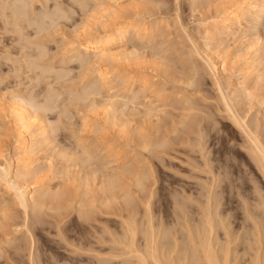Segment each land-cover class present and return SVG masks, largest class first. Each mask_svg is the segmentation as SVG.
I'll return each instance as SVG.
<instances>
[{
	"label": "rangeland",
	"instance_id": "obj_1",
	"mask_svg": "<svg viewBox=\"0 0 264 264\" xmlns=\"http://www.w3.org/2000/svg\"><path fill=\"white\" fill-rule=\"evenodd\" d=\"M57 1L0 0V164L3 162L2 165H6L11 157L12 163H9L12 166V176L21 175L24 171L26 176L23 173L18 176L22 177L20 184L22 183L23 187L28 186V189L26 187L24 189L30 192L27 191L29 197L30 194L39 195L40 199L37 197V200H41L37 209L35 203L30 201V207L26 212L16 202L14 191L9 189L8 193V189H5L0 182V188L5 189L4 192L0 190L2 207L0 213L4 212L3 216L0 214V264H135L133 259L119 257L122 246L115 243L117 234L121 235L122 232L120 217L122 214L127 215L126 199L122 198L130 192L127 197L131 198L129 201L132 207L137 208H133L135 219L138 222L146 221H144L146 215L143 207L146 201L151 200L150 209L156 226H161L163 230L169 229L172 238L175 239L172 241L177 240L179 243L183 242L184 235L189 231L185 225L189 223L194 227L204 221V210L211 204L210 200L213 201L209 210L212 211L218 224L217 241L219 240L222 245L221 248L216 246L219 255L223 257L229 251L231 264H255L254 261L259 254L263 259L260 264H264V175L256 164L254 155L256 147H253L255 143L253 144L252 141L256 129L254 133L257 132L260 136L256 135L263 141L258 138L264 149V58H262L264 50L261 51L264 49V15L259 13L264 11V0L126 1L125 5L137 6L136 10H141L142 13L147 9L143 15L134 12L129 14L133 17L135 15L138 20L143 18L142 23L150 27L152 33L149 32L146 42L142 40L143 43L133 35L134 38L132 37L133 40L129 42L128 48L122 51L127 53L125 56L127 58L123 59L130 61L132 58L134 61L125 63L121 58L122 63L118 62V65L114 63L102 66L103 71L113 80L110 86L111 94H119L116 103L114 102L115 110L112 104L109 106L110 109L107 108L110 95L106 91L105 94L103 92V95L101 94L102 97H108H105L106 107L100 102L104 98L100 100L101 96L99 98L96 95L95 97L98 98L96 100L94 95H90L98 82L93 80L95 66L90 70V64L83 58L73 61L76 54L71 44L73 35L76 34L74 30L78 34L82 30L95 29L96 32L93 31L95 34L91 33V30L90 35L94 34L93 36L97 37L103 35V31L113 28L114 21L104 24L106 22V17L103 18L104 14L100 12L97 14L99 9L97 10L91 3L88 4L89 6L86 5L84 0H79L80 5L73 6H63L60 4L61 0L59 4ZM86 6L88 7L85 8ZM21 7L22 9L25 7L23 11L28 13L25 17L20 15ZM63 10L65 14L63 18L57 19L52 16L54 13L59 15ZM234 10L244 14L241 30L236 26L232 29L233 33H228L227 36L221 35L224 27L221 23L223 12H234ZM130 15L117 22L126 18L135 20ZM258 15L263 18L260 19L261 23L257 21ZM102 26L108 28L103 30ZM253 27L255 28L252 29ZM39 47L43 53L40 52ZM127 51H130V55ZM211 64H214L212 68H216L211 69L217 70L215 75L214 71L212 73L209 69ZM224 65L226 71L223 69ZM36 70L38 74H34ZM122 76L135 77V85L138 88L140 87L138 81L145 78L149 80L148 83L153 90L144 92L134 87L135 91L139 92L138 97L134 100L128 99V101L127 98L124 100L126 84H123ZM260 77H263L261 81ZM216 78L221 81H217ZM85 89L89 92L86 93ZM142 91L143 94H140ZM85 94L89 95V98L86 97L89 101H85L87 100ZM51 95L57 98L53 100ZM78 96L85 99H77ZM129 96L133 97L132 93ZM226 96L230 98L227 101ZM42 97L47 99L43 101ZM137 99L138 103L135 102ZM20 100L27 102L23 108L32 114L28 112V115L32 117L34 115L35 118L31 121L30 132L33 136L40 135L33 149V159H36V163L31 175L24 169H18L22 144L12 111L23 105L20 104ZM154 100L155 104L149 109L156 111L159 108V110L157 114L154 112L157 117L153 119L152 111L150 112L152 115L148 116L147 106ZM155 105L156 107L153 108ZM229 105L236 109L234 107L230 109ZM232 109L237 110L235 112L239 114L235 116ZM229 112L240 118L241 122L244 118L245 122L250 123L248 127L251 128L246 127L247 130L244 131L242 127L236 125L238 119ZM112 114H116L115 117ZM229 114L232 115V120ZM82 118H85L84 121ZM42 126L47 127L37 132L36 129ZM120 126L125 127L126 130ZM246 131L249 133L247 134ZM45 132L48 138L44 135ZM42 142L45 144L43 145ZM106 145H111L115 152L101 151ZM85 149H90L93 156L98 155L94 156L92 165L84 154ZM99 159L103 160L104 165L110 164L104 167ZM123 165L128 166L127 168L131 167L130 169L142 178L145 190L136 186L137 178L134 176H125L124 186L122 184L124 187L122 190H125L119 191V196L117 190L113 192L114 195L116 194L114 196L106 188H101L100 174L94 175L95 171L99 168L109 176L116 175L117 168ZM96 176L100 178V182ZM89 178L95 181L89 183ZM22 180L26 183L23 184ZM93 182L96 183V187L93 186ZM83 186L87 193L82 190ZM98 190L101 192L99 193ZM53 193L61 197L59 202L52 199ZM108 193L109 203L106 202L109 199ZM42 194L45 195L43 198ZM150 194H152L151 198H147ZM209 194L213 195H211L213 200L208 196ZM117 197H120L118 201ZM104 198L106 203H103ZM12 199H15V204ZM42 201L45 208L42 207ZM57 206L61 208L59 211ZM78 208L81 210L78 211ZM82 210L84 212L80 213ZM89 210L90 213L93 212L91 215ZM86 212L89 217L84 219ZM26 213L29 214L26 216ZM88 219L90 220L87 221ZM31 228L37 230L33 229L34 232ZM177 252L172 254L176 260L179 257ZM188 263V261L183 262V264Z\"/></svg>",
	"mask_w": 264,
	"mask_h": 264
},
{
	"label": "bare ground",
	"instance_id": "obj_2",
	"mask_svg": "<svg viewBox=\"0 0 264 264\" xmlns=\"http://www.w3.org/2000/svg\"><path fill=\"white\" fill-rule=\"evenodd\" d=\"M85 2H86V5H88L89 3H91V4H93L96 8H97V10H98V13L97 14H99V12L100 13H102V15H103V18H105L106 17V22H104V24H107V22H113L114 21V27L112 28H109L110 30H108V31H103L102 33H104L103 35H101L100 33V35L99 36H93L94 34H95V32H96V30L94 29V30H92V32H91V30L89 29V31L86 29V30H82L81 31V33H78L77 34V31H75L74 30V32H76V34L75 35H73V40H71L72 42H71V44H72V50L75 52V54H76V56L74 57V59L75 60H73V61H77L78 59H85V61H86V59H87V62H88V64H90L89 66H90V70H92L93 68H94V66H95V69H93L94 71H95V73H94V76H93V80H96V81H98V82H96V81H94V82H96L97 84L95 85V84H93V85H95L94 87H93V90H92V92H91V96H93L94 95V97L97 95V97H99L100 98V96H101V98H100V100L102 99V98H104V100L102 99L100 102H101V105L103 106V107H106L105 105H107V108H109V106H111V104H112V107L114 108V110H115V106H116V102H115V100H117L119 97H118V95H114V94H111V88H110V86L113 84V80L109 77V74H107V73H105L104 71H103V69H102V66L103 65H105V64H117L118 62L120 63L121 61H122V59L123 58H127V57H125V56H127L124 52L122 53V51L123 50H126V48H128V45H129V42H131L133 39H132V37H133V35L136 37V38H138L139 40H144V42H146L145 41V39H147L148 38V36H149V32L151 31V30H149V28L147 27V25L144 23H142V20H143V18H142V20H141V18H139L140 20H138V19H136L135 18V15H134V17H133V15H130L129 13H132V12H134L135 14H141L142 13V11L140 10V11H138V10H136V8H137V6L135 7H133V6H127V5H125V3H126V1H133V0H84ZM58 2V4H59V0L57 1ZM81 1H79V0H61V3L60 4H63V6L64 5H66V6H68V5H70V6H73V5H80L81 3H80ZM83 2V1H82ZM84 2V3H85ZM83 3V4H84ZM264 3V2H263ZM264 5V4H263ZM27 6V5H26ZM69 6V7H70ZM81 6H85V5H81ZM89 6V5H88ZM88 6H86L85 8H87ZM59 7H61V5L60 6H58V9H59ZM68 7V8H69ZM94 7V10L96 9ZM7 8V7H6ZM11 8V7H10ZM9 8V9H10ZM25 8V7H24ZM23 8V9H24ZM140 8V7H139ZM262 8V7H261ZM23 9H22V7H21V12H20V15H24V16H22V17H25L26 16V14H28V13H26V12H24L23 11ZM82 9H84L83 7H82ZM138 9V8H137ZM140 9H142V8H140ZM259 9V8H258ZM264 9V8H263ZM20 10V9H19ZM19 10H16V11H18L19 12ZM62 10V9H61ZM73 10V9H72ZM93 10V11H94ZM97 10H96V12H97ZM256 11H257V9H255ZM259 10H261V9H259ZM258 10V11H259ZM147 11V9H144V12L142 13V15L145 13ZM55 12H57V11H55ZM64 12V10L61 12L60 11V14L58 15V14H53L52 16L53 17H56L57 19H61V18H63L64 16H65V14L63 13ZM52 13V12H51ZM67 13V12H66ZM256 13V12H255ZM259 13H261L262 15H264L263 13H264V11H263V13H262V11L260 12L259 11ZM16 14V13H15ZM68 14H69V12H68ZM19 15V14H18ZM127 15H130L131 16V18L133 17V19L135 18V20H132V19H129L128 18V20H127V18H126V20H124V21H121V22H117V20H122V18H125V17H127ZM261 15V16H262ZM49 16V15H48ZM48 16H46V17H48ZM50 16H51V14H50ZM243 16H244V14H241L240 12H238V11H235L234 10V12H228V11H225V12H223V15H222V18H221V23H223V25H224V27H222L223 28V30H222V32L220 33L221 35H224L225 36V34H226V36H227V34L228 33H231L233 30L232 29H234L233 27H235L236 28V26L241 30V28H242V25H241V22H242V18H243ZM18 17V16H17ZM142 17V16H141ZM144 17V16H143ZM258 17H259V15H258ZM50 18V17H49ZM66 18H68V17H66ZM70 18V17H69ZM138 18V17H137ZM257 18V17H256ZM55 19V18H54ZM56 19V20H57ZM260 19H263L262 17H259V19L257 18V21H258V23H261L260 22ZM50 20V19H49ZM255 20V19H254ZM253 20V21H254ZM256 21V22H257ZM20 22V21H19ZM19 22H17L16 23V25H18V23ZM50 22H51V20H50ZM57 23V22H56ZM56 23H54V25L56 24ZM255 23V22H254ZM257 23V24H258ZM14 24H15V22H14ZM21 24V23H20ZM110 24V23H109ZM15 25V26H16ZM22 25V24H21ZM53 25V24H52ZM102 25H103V23H102ZM111 25V24H110ZM254 24H252V26H253ZM256 25V24H255ZM260 25V24H259ZM20 26V25H19ZM51 26V25H50ZM112 26V25H111ZM251 26V25H250ZM17 27V26H16ZM20 27H22L21 29H23V26H20ZM55 27V26H54ZM57 27V26H56ZM85 27V26H84ZM106 27L108 28V26H102L101 28H103V30H105L106 29ZM15 28V27H14ZM82 28H83V26H82ZM81 28V29H82ZM151 28H153V26L151 27ZM255 27H253L252 29H254ZM37 29H38V27H37ZM41 29H42V27H41ZM85 29V28H84ZM19 30V29H18ZM23 30H25V29H23ZM22 30V31H23ZM79 30V29H78ZM17 31V30H16ZM44 31V30H43ZM93 31H95V32H93ZM235 31V30H234ZM237 31V30H236ZM256 31V30H255ZM39 32V31H38ZM88 32V33H87ZM90 32L91 33H94V34H91L90 35ZM36 33H37V31H36ZM41 33V32H40ZM150 33H152V32H150ZM233 33V32H232ZM96 35H98V33L96 34ZM220 35V36H221ZM223 37V36H222ZM134 38V37H133ZM220 38V37H219ZM72 39V38H71ZM152 39V38H151ZM224 39V38H223ZM135 40V39H134ZM222 40V39H221ZM137 41V40H136ZM140 41H138V43H139ZM258 42V41H257ZM137 43V44H138ZM142 43H143V41H142ZM145 44V43H144ZM131 45H132V43H131ZM139 45V44H138ZM146 45V44H145ZM144 45V46H145ZM139 46H141V45H139ZM41 47H39V49H40ZM139 48V47H138ZM37 49V48H36ZM137 49V48H136ZM42 49H40V52H42L41 51ZM131 50V49H130ZM261 50V49H260ZM264 49H262L261 51H263ZM136 51V50H135ZM139 50L137 49V52H138ZM261 51H260V57H262V53H261ZM33 52V51H32ZM119 52V53H118ZM128 52V51H127ZM264 52V51H263ZM43 53V52H42ZM129 54L128 55H130V51L128 52ZM135 52H133V54H134ZM27 54H28V52H27ZM74 54V55H75ZM125 54V55H124ZM24 55H25V53H24ZM34 55V54H33ZM37 55H38V52H37ZM135 55H137V53L135 54ZM135 55H134V57H135ZM140 55V54H139ZM138 55V56H139ZM30 56H32V55H30ZM39 56L40 55H38V58H39ZM25 57V56H24ZM36 57V56H35ZM132 57V54H131V56H130V58ZM30 58H32V57H30ZM41 58H43L42 57V55H41ZM73 58V57H72ZM122 58V59H121ZM139 58V57H138ZM262 58H264V57H262ZM128 59H129V57H128ZM34 60V59H33ZM35 60H37V59H35ZM121 60V61H120ZM123 60H125V63H127L129 60H127V59H123ZM133 59L131 58V60L130 61H132ZM135 60H136V58H135ZM31 61H32V59H31ZM72 61V60H71ZM81 61H84V60H81ZM80 61V62H81ZM127 61V62H126ZM129 61V62H130ZM134 61V60H133ZM17 62V61H16ZM87 62H85L86 64H87ZM124 62V61H123ZM128 62V63H129ZM136 63H137V61H135ZM139 62V61H138ZM15 63V62H14ZM26 63H28V62H26ZM75 63V62H74ZM122 63V62H121ZM30 64V63H29ZM29 64H28V66H29ZM37 66L39 65L38 63H35ZM81 64H82V62H81ZM86 64H83V66H86ZM137 64H139V63H137ZM224 64V63H223ZM32 65V64H31ZM91 65L93 66V67H91ZM118 65V64H117ZM208 65V64H207ZM212 65H214V64H211V66H210V68L209 69H211L212 68ZM31 67V66H30ZM97 67V68H96ZM208 67V66H207ZM215 67V66H214ZM226 66L224 65V70L226 71L227 70V68H225ZM35 67H33V69H34ZM37 68H39V67H37ZM86 68V67H85ZM92 68V69H91ZM32 69V68H31ZM30 69V70H31ZM36 69V68H35ZM212 69H216V68H212ZM211 69V70H212ZM223 70V71H224ZM252 70L253 71H255V69L254 68H252ZM35 71V70H34ZM213 71L214 70H212V73H213ZM216 71L217 70H215L214 71V75L215 74H217L216 73ZM92 72V71H91ZM51 73V72H50ZM34 74H38L37 73V70H36V73L34 72ZM48 74H49V71H48ZM42 75V74H41ZM40 75V76H41ZM119 76V75H118ZM258 76H259V74H258ZM263 76V75H262ZM39 77V76H38ZM42 77V76H41ZM254 77V76H253ZM59 78H61V77H59ZM122 78V80L124 81V83L123 84H126V89H125V96H123V95H121V97L123 96V97H125V99L124 100H126V98H127V100L128 99H132V100H134V99H136L137 97H138V95H137V93H139L138 91H141V90H143L144 92H148V90L149 91H152L153 89H151V85L148 83V81H147V79L145 80V78H144V80H139L138 81V79H137V81H138V85L140 86L139 88L135 85V83H136V81H135V77L133 78V76L132 77H126V76H122L121 77ZM142 78V77H141ZM257 78V77H256ZM261 79H260V81L262 80V78L263 77H260ZM39 79V78H38ZM92 79V78H91ZM140 79V78H139ZM217 79V78H216ZM258 79H259V77H258ZM44 80V79H43ZM122 81V82H123ZM217 81H219L218 79H217ZM221 81V80H220ZM219 81V82H220ZM259 80H257V82H258ZM259 81V82H260ZM93 82V83H94ZM256 82V83H257ZM191 83V82H190ZM218 85H220V83L218 84ZM217 85V86H218ZM242 86V85H241ZM89 87H90V85H89ZM92 87V86H91ZM134 87H137L138 89H140V90H138L137 92L135 91V89H134ZM243 87H244V84H243ZM242 87V88H243ZM245 88V87H244ZM87 89V88H86ZM86 89L84 90L85 92H86ZM90 90H91V88H89ZM88 89V90H89ZM220 89V88H219ZM221 89H223V88H221ZM220 89V90H221ZM220 90H218V91H220ZM243 90V89H242ZM246 90H247V88H246ZM104 91H106L107 93H109V95L110 96H108V97H106V98H108V103L106 104V101H107V99H105V97L103 96L102 97V92L105 94L106 92H104ZM143 91L142 92H140V94H143ZM58 92V91H57ZM87 92H89V91H87ZM86 92V93H87ZM222 92V93H221ZM220 93H221V95L223 94V91H221ZM244 92H245V90H244ZM50 93H53V92H50ZM132 93V95H133V97H130L129 95ZM243 93V92H242ZM54 94L55 95H57L56 94V92H54ZM53 94V95H54ZM102 94V95H101ZM46 95V94H45ZM44 95V96H45ZM48 95V94H47ZM53 95H51L52 97H53ZM59 95H61L60 93H59ZM59 95H58V97H59ZM86 95V96H85ZM84 96H85V98L86 97H88L89 95H87V94H85ZM127 95L130 97H127ZM140 96V95H139ZM223 96V95H222ZM221 96V97H222ZM225 96V95H224ZM262 96V95H261ZM97 97H95L96 98V100L98 99ZM143 97V96H142ZM153 97V96H152ZM227 97V98H226ZM225 97V99H226V101H227V99H230L229 98V96H226ZM43 98V97H42ZM48 98H50V96H48ZM54 98V97H53ZM55 98H57V97H55ZM55 98L53 99V100H55ZM80 99V98H82L83 100L85 99L84 97H77V99ZM89 98V97H88ZM262 98V97H261ZM47 99V97H44L43 98V101H45V100ZM51 99V98H50ZM76 98H75V101L77 100ZM87 99V98H86ZM94 99V98H93ZM143 99V98H142ZM146 99V98H145ZM149 99H150V97H149ZM257 99V98H256ZM263 99V98H262ZM95 100V99H94ZM114 100V101H113ZM132 100H131V102H132ZM140 100V99H139ZM223 100V99H222ZM259 100V99H258ZM50 101V100H49ZM48 100H47V102H49ZM56 101H57V99H56ZM85 101H89V99H87V100H85ZM85 101H83V102H85ZM102 101H104L105 102V104H103L102 103ZM129 101V100H128ZM127 101V102H128ZM150 101V100H149ZM229 101H231V100H229ZM260 101V100H259ZM262 101V100H261ZM20 102V104L22 103L23 105H21L19 108H17V110L15 109L14 111H12L13 112V114H14V117H15V123H16V129H17V131H18V137L20 138V142H21V144H22V150H21V158H20V160H19V168L18 169H24V170H26V172L28 173V174H30V173H32L33 171H34V169H33V166H35L34 164L36 163V159L34 160L33 159V154H34V147H35V145L37 144V139L40 137V135L38 134V135H36L35 134V136H33V133H31L30 132V125H31V121H32V119L33 120H35V118H34V115H33V117L31 116L32 114L28 111V110H24V105H25V102L24 101H19ZM92 102H93V100H92ZM99 102V103H100ZM115 102V103H114ZM118 102V101H117ZM135 102H137L138 103V99H137V101L135 100ZM232 102V101H231ZM27 103V102H26ZM55 103V102H54ZM94 103L96 104V102L94 101ZM93 103V104H94ZM113 103H114V105H113ZM137 103H134L135 105H140V103L139 104H137ZM162 103V102H161ZM226 103V102H225ZM18 104V103H17ZM16 104V105H17ZM29 104V103H28ZM48 104V103H47ZM85 104H87L86 102H85ZM118 104V103H117ZM128 104H129V102H128ZM141 104H143V102L141 103ZM148 104V103H147ZM146 104V105H147ZM153 104H155V100H154V102H150V105H148L147 106V113L149 114H147L146 113V120H147V118H148V116H151L152 114L150 113L151 111H152V113H153V115L154 116H152L153 117V119L154 118H156L157 117V111L159 110V108L156 110V111H153V110H150L149 109V107H152V105ZM156 104H157V102H156ZM230 104V103H229ZM19 105V104H18ZM234 105V104H233ZM26 106V105H25ZM82 106V105H81ZM100 106V105H99ZM143 106V105H142ZM17 107V106H16ZM118 107V106H117ZM139 107V106H138ZM141 107V106H140ZM156 107V105L153 107V108H155ZM226 107V106H225ZM224 107V108H225ZM229 107H230V105H229ZM232 107H234V106H231L230 107V109L232 108ZM85 108V107H84ZM132 108H133V106H132ZM136 108V111H137V106L135 107ZM146 108V106H144V109ZM235 108V107H234ZM86 109V108H85ZM105 110H109V109H106V108H104ZM103 109V110H104ZM112 109V108H111ZM118 109V108H117ZM236 109V108H235ZM49 110V109H48ZM161 110V109H160ZM165 110V109H164ZM163 110V111H164ZM233 110V109H232ZM82 111H83V109H82ZM85 111V110H84ZM111 111V110H110ZM109 111V112H110ZM113 111V110H112ZM134 112H135V110H133ZM145 111V110H144ZM235 111H237V110H235ZM234 110L232 111L233 113L235 112ZM30 113L31 115H28L27 113ZM114 112V111H113ZM154 112L156 113V114H154ZM232 112H229V113H231V114H233ZM27 114L26 116H23L24 114ZM106 113H108L107 111H106ZM106 113H104V114H106ZM115 113H118V112H115ZM145 113V112H144ZM143 113V114H144ZM158 113H160V112H158ZM226 113V112H225ZM140 114V113H139ZM163 114V113H162ZM227 116H228V110H227ZM231 114H229L230 116V118H231V120H232V115ZM237 114H239V113H236L235 112V116L237 115ZM107 115V114H106ZM110 115V114H109ZM116 115V114H115ZM115 115L114 114H112V116H114L115 117ZM145 115V114H144ZM148 115V116H147ZM156 115V116H155ZM233 116H234V114H233ZM234 116V117H235ZM241 115H239V117H240ZM87 117V116H86ZM114 117H112V119L114 118ZM123 117H125V116H123ZM158 117H159V114H158ZM242 117V116H241ZM106 118V117H105ZM150 119H152L151 117H149ZM228 118V117H227ZM83 119V121H84V119L85 118H82ZM108 119V118H107ZM123 119V118H122ZM235 119H238V120H236L237 122H235L236 123V125H239L240 127H242L243 128V130L244 129H246V127L247 128H251V127H248V124H249V126H250V123H247V122H245V120H244V118H243V120H242V122H241V120H240V118H236L235 117ZM110 120H111V118H110ZM106 121V120H105ZM109 121V120H108ZM118 121V120H117ZM122 121V120H121ZM120 121V122H121ZM158 121H159V119H158ZM239 121V122H238ZM232 122V121H231ZM234 122V121H233ZM44 123V122H43ZM83 123H86V122H83ZM118 123V122H117ZM242 123V124H241ZM119 124V123H118ZM234 126H235V124H233ZM125 126V125H124ZM44 126H42V127H39L38 129H36V131L38 130L39 132H40V130H45L46 129V127L47 126H45V128H43ZM124 128L125 129V127H123V126H120V128ZM245 127V128H244ZM127 128V127H126ZM254 128V127H253ZM252 128V129H253ZM123 129V130H124ZM248 129V130H249ZM255 129V128H254ZM126 130V129H125ZM241 130V129H240ZM247 130V129H246ZM256 130V129H255ZM255 130H254V132H255ZM37 131V132H38ZM47 131V130H46ZM245 131V130H244ZM250 131V130H249ZM253 131V130H252ZM252 131L250 132V134L252 133ZM247 132V131H246ZM253 132V134L255 135H252L251 137H253L254 136V138H252V141H253V144L255 143V145L253 146V144L251 145V146H253V147H256V149L254 150V148H252V150H254V155H255V157H256V164L259 166V168L261 169V171L260 172H262V175H264V149H263V147H262V145H261V139L259 138L260 136L259 135H257V132H256V134ZM49 133V132H48ZM242 133H243V135H244V132L242 131ZM249 132H247V134H248ZM42 135V134H41ZM44 135L45 136H47V132H45L44 133ZM43 135V136H44ZM259 136V137H257V136ZM250 137V136H249ZM250 137V138H251ZM47 138H48V136H47ZM188 138V137H187ZM261 140H259V139ZM262 138V137H261ZM41 139V138H40ZM42 140V139H41ZM263 142V141H262ZM43 143V142H42ZM49 143H50V141H49ZM45 143H43V145H44ZM160 144V143H159ZM41 146H42V144H40ZM86 147H87V145H85ZM160 146H161V144H160ZM159 146V147H160ZM84 147V146H83ZM99 147V146H98ZM161 147H163V145L161 146ZM85 148V147H84ZM91 148V147H90ZM144 148H145V146H144ZM143 148V149H144ZM251 148V147H250ZM92 149V148H91ZM104 149V150H103ZM101 151H110V152H115V149H113V147L111 146V145H106L105 146V148H103ZM84 150V149H83ZM95 150H98V149H95ZM146 150H147V148H146ZM251 150V149H250ZM92 151L89 149V150H87V149H85V151H84V154L85 155H87V159L88 160H90L91 162H90V164L92 165L93 163H92V160L95 158L94 156L95 155H97V154H95L94 156H93V154L91 153ZM96 152V151H95ZM109 152V153H110ZM97 153H100L99 151H97ZM251 153V155H253V153L252 152H250ZM36 154V153H35ZM116 154V153H115ZM117 154H118V152H117ZM116 154V155H117ZM79 155V154H78ZM115 155V156H116ZM98 156V155H97ZM110 156H112L111 154H110ZM109 156V157H110ZM118 156V155H117ZM84 157H86V156H84ZM101 156H99V158H100ZM114 157V156H113ZM119 158V157H118ZM252 159H253V157H251ZM80 159V158H79ZM79 159H77V160H79ZM83 159H85V158H83ZM96 159H97V157H96ZM100 159H102V158H100ZM99 159V160H100ZM112 159V158H111ZM113 160V159H112ZM12 161V159H11V157H10V161H8V162H6V165H2L3 164V162H2V164H0V182L2 183V185H3V187H5V189H8V193H9V189L10 190H12V191H14L13 192V194L15 193V199H17V201L16 202H18L19 203V205L22 207L21 209H24L26 212H27V209L30 207L29 206V202L30 201H32V202H34L35 203V206H36V209H37V207H39V202L41 201V200H39L40 198H39V195L38 196H36V195H34V194H30L31 196L29 197L28 196V194H27V191H26V189H24V187H28V186H22L21 184H20V178L22 179V177H18L20 174V172L18 173L19 175H17L16 177H14V176H12V172H11V164L10 163H12L11 162ZM75 161V160H74ZM86 161V160H85ZM96 161L97 160H95V163H96ZM101 161V162H100ZM100 161H98V162H100V163H102V161L103 160H100ZM106 161V160H105ZM109 161V160H108ZM4 162V163H5ZM10 162V163H9ZM75 163V162H74ZM80 163V162H79ZM84 163H86V162H84ZM105 163V162H104ZM76 164V163H75ZM103 164V163H102ZM107 164H110V163H107ZM107 164H103L104 165V167L107 165ZM116 164V163H115ZM134 164V163H133ZM255 164V165H256ZM84 165H86V164H83V166ZM87 165H88V162H87ZM94 165H96V164H94ZM18 166V165H17ZM258 166H257V168H258ZM37 167V166H36ZM82 167V166H81ZM86 167V166H85ZM91 167V166H90ZM118 167V166H117ZM128 167V166H127ZM127 167H125V165H123V166H121V168H117V173H116V175H113V174H111V176H109L108 175V173L106 174V173H104L105 171H100L99 170V168L97 169L98 171H95V173H94V175H98V174H100L99 175V177L101 178V180H102V185H101V188H106V190H108V191H110L112 194H113V192L115 191V190H117L116 192L118 193L119 191H123V190H125V189H123L122 190V188H124L123 186H124V184H123V179L125 178V176H128V177H132V176H134L135 178H137V182L135 183L136 184V186L137 187H142L143 189L145 188L144 186V184H143V182L141 181V179L142 178H140V177H138V175H136V172H134V170H131L130 168L131 167H129V168H127ZM136 167H138V166H136ZM83 168V167H82ZM87 168H89V167H87ZM95 168V167H94ZM103 169V168H102ZM259 169V170H260ZM37 170V169H36ZM92 170H93V166H92ZM21 171V170H20ZM23 171V170H22ZM21 171V172H22ZM40 171V170H39ZM42 171V170H41ZM136 171V170H135ZM37 172H38V170H37ZM89 172H90V169H89ZM94 172V171H93ZM23 174H25L24 173V171L22 172ZM22 173H21V175H22ZM40 173V172H39ZM87 174H88V172H86ZM92 173V172H91ZM115 173V172H114ZM87 174L85 175V176H87ZM20 175V176H21ZM31 175V174H30ZM92 175H93V173H92ZM25 176H26V174H25ZM28 178H29V176H27ZM97 178H98V176H96ZM24 178V177H23ZM35 178L36 177H34V180H35ZM86 178H88V177H86ZM100 178H98L97 180L99 181V179ZM134 178V179H135ZM90 179V178H89ZM89 179H87V180H89ZM92 179V178H91ZM91 179L89 180V183H90V181H91ZM25 180V179H24ZM33 180V179H32ZM85 181V183H87L88 181ZM100 180V181H101ZM92 181H95V179L94 180H92ZM91 181V182H92ZM99 181V182H100ZM22 182H23V180H22ZM31 182V181H30ZM0 183V184H1ZM26 183V182H25ZM24 182H23V184H25ZM84 183V182H83ZM30 184V183H29ZM82 184V183H81ZM96 183H94L93 182V186L95 185ZM122 184H123V186H122ZM83 185V184H82ZM86 185V189H87V185H88V183L87 184H85ZM81 186V185H80ZM98 186H99V184H98ZM97 186V187H98ZM103 186V187H102ZM134 186V185H133ZM92 187V186H91ZM95 187H96V185H95ZM84 186H83V189L82 190H84ZM100 188V189H101ZM4 189V190H5ZM28 189V188H27ZM48 189V188H47ZM86 189L84 190L85 191V193H87L86 192ZM103 189V191H102V193L103 192H105V190ZM0 190H3V189H1L0 188ZM4 190H3V192H4ZM89 190V189H88ZM145 190V189H144ZM12 191H11V193H12ZM35 191V190H34ZM84 191H82V194H83V192ZM99 191V190H98ZM29 192V191H28ZM45 192V191H44ZM43 192V193H44ZM58 192L60 193V190H58ZM57 191H56V193H58ZM101 191H99V193H100ZM109 192V193H110ZM120 192V193H121ZM30 193V192H29ZM32 193H33V191H32ZM55 193V192H54ZM53 193V194H54ZM89 193H90V190L88 191V195H89ZM109 193H108V198H109ZM127 193V192H126ZM126 193L124 194V195H126ZM210 193H211V190H210ZM36 194V193H35ZM37 194H40V193H37ZM47 194V193H46ZM48 194H50V193H48ZM63 194H65V193H63ZM62 194V195H63ZM107 194V193H106ZM122 194V193H121ZM131 194V192L130 193H128V195H130ZM10 195V194H9ZM43 195L44 194H42L41 195V197L43 198ZM85 195V198H86V194H84ZM103 195H104V193H103ZM102 195V196H103ZM114 195V194H113ZM112 195V196H113ZM127 195V196H128ZM212 195V194H211ZM210 194L208 195L209 197H211V199H212V196H211ZM11 196V195H10ZM13 196V195H12ZM45 196V195H44ZM48 196H50V195H47V197ZM66 196V195H65ZM114 196H116V194L114 195ZM114 196L112 197V200H114L113 198H114ZM118 196H119V193H118ZM127 196H124V198H122V199H126V203H125V206H126V204H127V206H128V208L125 210V212H126V214L127 215H125V216H123V214L121 215V219H122V221H121V225H120V227H121V235H119V234H117L118 235V237H117V241H115V243H119V244H121V246L123 247H121L120 248V250L122 251L121 252V254L119 255V257L121 256V257H127V259L128 258H130L131 260L133 259V260H135V262L133 261V263H135V264H183V262L184 261H188L189 263L188 264H231V262H230V260H229V251L225 254V256H223V257H221L220 255H219V251L216 249V246H221L222 247V245H221V243L219 242V240L217 241V238H218V236H217V233H216V226L218 225V224H216V221H215V217H214V215H213V213H212V211L211 210H209V206H212L213 205V201H211L210 200V203L211 204H209V206H207V208L204 210V214H205V219H204V221H202L200 224H198V225H195L194 227L193 226H191L189 223L188 224H186L185 226H186V228H188L189 229V231H187V233H186V235H184V239H183V242L182 243H179L177 240H176V242L175 241H172V237H173V235H172V233L169 231V229L168 230H163L162 228H161V226H156V224H155V222H154V220H153V214H152V212H151V209H150V207H151V200H148V201H146V204H145V207H143V208H145V215H146V219H145V217H144V221L145 222H142V220H141V222H138L136 219H135V209L133 210V208H136V207H132L133 205H131V201H129V200H131V198L130 197H127ZM151 196H152V194H150L149 196H147V198L148 197H150L151 198ZM37 197L39 198L38 200H37ZM51 197H52V199L53 200H58V202H59V200L61 199V197L59 196V195H51ZM126 197V198H125ZM132 197V196H131ZM11 198V197H10ZM50 198V197H49ZM100 198H101V196H100ZM107 198V197H106ZM146 198V199H147ZM15 199H12V201H14L13 203L15 204ZM46 199V198H45ZM65 199V198H64ZM118 199H120V197L118 198L117 197V201H118ZM146 199H143V200H146ZM214 199V198H213ZM212 199V200H213ZM53 200H51V203H53ZM83 200V199H82ZM87 200H88V198H87ZM87 200H85V202H87ZM110 200V198L108 199V200H106V202H108ZM209 200V199H208ZM38 201V202H37ZM65 201V200H64ZM84 201V200H83ZM217 201V200H216ZM5 202V201H4ZM85 202H84V204H85ZM89 202V201H88ZM105 202V198H104V202L103 203H106ZM142 202V201H141ZM145 202V201H144ZM209 202V201H208ZM213 202V203H212ZM50 203V204H51ZM60 203H62V202H60ZM109 203V202H108ZM178 203H180V202H178ZM41 204H42V207H44L45 208V206H43V201L41 202ZM44 204H46V203H44ZM48 204V203H47ZM63 204H65V202L63 203ZM77 204H79V202L77 203ZM91 204V203H90ZM142 204H143V202H142ZM4 205V204H3ZM55 205H57V204H55ZM81 205H82V201H81ZM131 205V206H130ZM207 205H208V203H207ZM48 206V205H47ZM52 206V205H51ZM58 206H59V204H58ZM58 206H57V208H58ZM60 206H63V205H60ZM84 206V205H83ZM83 206H80V207H82L83 209H84V207ZM90 206V205H89ZM0 207H1V204H0ZM4 207H5V205H4ZM9 207V206H8ZM52 207H54V205L52 206ZM56 207V206H55ZM109 207V206H108ZM130 207L132 208V209H130ZM43 208V209H44ZM60 208V207H59ZM59 208L57 209V211H59ZM211 208V207H210ZM1 209H2V207H1ZM33 209H35V208H33ZM39 209V208H38ZM42 209V210H43ZM52 209V208H51ZM54 209V208H53ZM56 209V208H55ZM61 209V208H60ZM79 209V208H78ZM137 209V208H136ZM65 210V209H64ZM81 210V208L78 210V211H80ZM90 210H92L91 208H90ZM90 210L88 211L89 212V214L91 215V213H93V212H91L90 213ZM5 211H8V210H5ZM10 211V210H9ZM30 211V210H29ZM32 211V210H31ZM34 211H36V210H34ZM33 211V212H34ZM39 211V210H38ZM84 211H86V209H84ZM83 210H82V212H80V213H83L84 212ZM137 211V210H136ZM1 212V211H0ZM32 212V213H33ZM4 212H2V213H0L2 216L4 215L3 214ZM7 213V212H6ZM87 213V212H86ZM121 213V212H120ZM137 213V212H136ZM29 214V213H28ZM27 213H26V216L28 215ZM38 214V213H37ZM41 214H42V211H41ZM89 214L87 213V214H84V216H83V218L84 217H86V218H88L89 217ZM7 215V214H6ZM5 215V216H6ZM40 215V214H39ZM63 215V214H62ZM82 215V214H81ZM120 215V214H119ZM143 215V214H142ZM1 216V217H2ZM7 217V216H6ZM30 217V216H29ZM92 217V216H91ZM93 217H95V216H93ZM119 217V216H118ZM5 218V217H4ZM36 218H38V217H36ZM41 218H42V216H41ZM2 219V218H1ZM29 219V218H28ZM82 219V218H81ZM85 219V218H84ZM26 220V219H25ZM90 219H88L87 221H89ZM93 220H94V218H93ZM29 221V220H28ZM36 221V220H35ZM61 220H59V222H60ZM86 221V220H85ZM0 222H1V220H0ZM38 222V219H37V221H36V223ZM42 222V221H41ZM40 222V223H41ZM44 222V221H43ZM42 222V223H43ZM93 222V221H92ZM25 223V222H24ZM85 223V222H84ZM39 224V223H38ZM32 225V224H31ZM41 226V225H40ZM24 227V226H23ZM32 227H34V226H32ZM36 227V226H35ZM38 228V227H37ZM37 228H33V229H36L37 230ZM32 229V228H31ZM32 229V230H33ZM166 229V228H165ZM28 230V229H27ZM171 230V229H170ZM34 231V230H33ZM120 231V230H119ZM172 231V230H171ZM35 232V231H34ZM33 232V233H34ZM174 232V231H173ZM29 233V232H28ZM27 233V234H28ZM173 234H175V233H173ZM30 235V234H29ZM172 235V236H171ZM183 236V235H182ZM32 237V236H31ZM30 237V238H31ZM140 237H142L141 239H140ZM175 237V236H174ZM216 237V238H215ZM173 240H175V239H173ZM83 241V240H82ZM170 241H172V242H170ZM175 242V243H174ZM260 242V241H259ZM172 243H174V244H172ZM120 246V245H119ZM20 247V246H19ZM28 247V246H27ZM32 247V246H31ZM180 247V248H179ZM220 247V248H221ZM177 248H179L178 250V252H177ZM20 249V248H19ZM31 250V249H30ZM33 250V249H32ZM31 250V251H32ZM21 251V250H20ZM17 252V251H16ZM23 252V251H22ZM27 252V251H26ZM34 252V251H33ZM174 252H177L178 254H179V257H177V260L175 259V258H173L172 257V254L174 253ZM25 253V252H24ZM177 254V255H178ZM12 255V254H11ZM28 255V254H27ZM19 256V255H18ZM21 256V255H20ZM32 256H33V254H32ZM31 256V257H32ZM258 257H257V259L254 261V263L255 264H260V262H262V256L261 255H257ZM13 257V256H12ZM16 257V256H15ZM27 257H30V256H27ZM30 257V258H31ZM41 257V256H40ZM21 258V257H20ZM35 258V257H34ZM9 259V258H8ZM14 259H16V258H14ZM13 259V260H14ZM29 259V258H28ZM11 260V259H10ZM38 260V259H37ZM40 260H41V258H40ZM9 261V260H8ZM15 261V260H14ZM16 261H18V260H16ZM35 261V260H34ZM33 261V262H34ZM23 262V261H22ZM5 263H7L6 261H5ZM10 263H11V261H10ZM12 263H13V261H12ZM17 263V262H16ZM110 263V262H109ZM9 264V263H8ZM20 264V263H19ZM35 264V263H34Z\"/></svg>",
	"mask_w": 264,
	"mask_h": 264
}]
</instances>
